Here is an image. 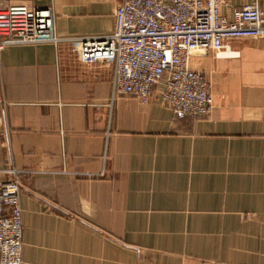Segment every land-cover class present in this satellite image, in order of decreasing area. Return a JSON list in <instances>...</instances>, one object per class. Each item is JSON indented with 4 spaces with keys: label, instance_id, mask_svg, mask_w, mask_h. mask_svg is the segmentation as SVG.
<instances>
[{
    "label": "crops",
    "instance_id": "crops-1",
    "mask_svg": "<svg viewBox=\"0 0 264 264\" xmlns=\"http://www.w3.org/2000/svg\"><path fill=\"white\" fill-rule=\"evenodd\" d=\"M125 0L50 7L58 45L0 50V183L18 171L25 264H264V38L198 51L207 117L114 94L110 61L69 39L115 29ZM222 13L264 0H222ZM4 35L0 41L6 40Z\"/></svg>",
    "mask_w": 264,
    "mask_h": 264
},
{
    "label": "built area",
    "instance_id": "built-area-1",
    "mask_svg": "<svg viewBox=\"0 0 264 264\" xmlns=\"http://www.w3.org/2000/svg\"><path fill=\"white\" fill-rule=\"evenodd\" d=\"M222 0H125L114 13L111 35L69 39L83 61H110L114 94L135 95L148 103L157 86L175 118L207 117L212 112L211 84L191 68L198 51L219 53L230 40L263 39L264 11L259 4L222 13ZM0 50L7 44L62 41L50 7L11 4L0 9ZM0 183V264H25L24 223L19 173Z\"/></svg>",
    "mask_w": 264,
    "mask_h": 264
}]
</instances>
